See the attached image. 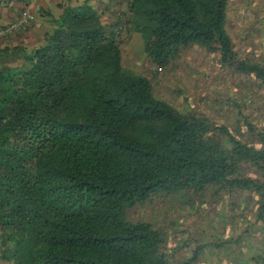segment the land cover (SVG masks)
Returning <instances> with one entry per match:
<instances>
[{"label":"trees","instance_id":"trees-1","mask_svg":"<svg viewBox=\"0 0 264 264\" xmlns=\"http://www.w3.org/2000/svg\"><path fill=\"white\" fill-rule=\"evenodd\" d=\"M229 2L86 0L58 16L49 11L36 44L26 41L35 23L18 25L21 16L10 30L21 42L0 34L3 259L193 264L213 253L211 264H264V121L245 116V130L234 133L204 114L180 111L156 97L151 77L125 66L122 50L134 29L158 71L200 46L264 86V62L242 57L227 29ZM246 192L254 221L236 237L193 243L186 260L161 227L126 213L172 194L194 201Z\"/></svg>","mask_w":264,"mask_h":264},{"label":"rangeland","instance_id":"rangeland-1","mask_svg":"<svg viewBox=\"0 0 264 264\" xmlns=\"http://www.w3.org/2000/svg\"><path fill=\"white\" fill-rule=\"evenodd\" d=\"M37 1L35 4L39 7ZM54 11L61 12L55 7ZM33 28L25 36L27 42L36 44L44 28L38 31ZM227 29L242 57L264 62V0H230ZM144 47L145 40L134 29L124 34L125 66L151 77L156 97L180 111L204 114L217 123H224L234 133L240 125L245 130V116L254 124L263 125L264 86L258 81L222 66L217 55L200 46L185 50L171 66L158 71L149 63ZM233 203L237 207L235 211H232ZM253 204L248 192L232 196L209 193L194 201L172 194L138 203L126 213L130 220H145L161 227L169 238L170 247L179 249L177 254L186 260L193 243L201 245L218 238L238 236L248 222L255 219ZM254 236L252 244L257 242L258 235ZM182 239L191 244L184 247ZM214 257L213 253H201L199 261L193 264H211Z\"/></svg>","mask_w":264,"mask_h":264},{"label":"crops","instance_id":"crops-1","mask_svg":"<svg viewBox=\"0 0 264 264\" xmlns=\"http://www.w3.org/2000/svg\"><path fill=\"white\" fill-rule=\"evenodd\" d=\"M32 1L34 2L32 6V22L36 25L33 29L38 31V28H40L39 26L47 24L49 20L48 18H50L48 13L49 11H51L55 16H58L66 5L77 6L86 0H0V34L2 32H11V25L19 20L23 6L31 3ZM36 1L38 2L37 4H40L39 7L38 5L36 7ZM95 1L109 3L112 0H92L93 3ZM54 7L61 10V12L59 14L55 13ZM40 29L42 30V27ZM12 34L11 42H13V44L21 42V39H19L20 35L18 33ZM0 264H8L7 260L2 258L1 252Z\"/></svg>","mask_w":264,"mask_h":264},{"label":"built area","instance_id":"built-area-1","mask_svg":"<svg viewBox=\"0 0 264 264\" xmlns=\"http://www.w3.org/2000/svg\"><path fill=\"white\" fill-rule=\"evenodd\" d=\"M33 3L34 2L32 1L31 3L25 4L23 6L22 15H21L20 22H19L18 25L23 26V27L27 26L29 24V22L32 20V6H33Z\"/></svg>","mask_w":264,"mask_h":264}]
</instances>
